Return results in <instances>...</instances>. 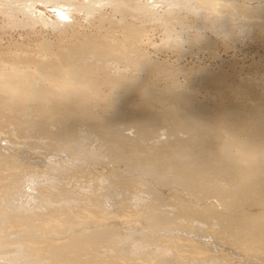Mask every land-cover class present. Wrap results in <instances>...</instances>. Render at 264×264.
<instances>
[{"label": "bare ground", "instance_id": "6f19581e", "mask_svg": "<svg viewBox=\"0 0 264 264\" xmlns=\"http://www.w3.org/2000/svg\"><path fill=\"white\" fill-rule=\"evenodd\" d=\"M100 1L102 0H89L86 3L78 0H9V3L7 2L9 11L3 7L8 15L5 14L7 20L0 19V110L7 111V113L12 111L9 117L14 116L16 119L18 114L20 116L24 114L22 111L29 110L33 122L29 121L35 124L34 127L38 129L36 132H39L35 138L34 154L31 155L34 156L30 158L33 159L30 175L41 177L37 180L31 178L30 181H35L37 186L32 184L28 187L36 189L37 194H40L42 186L51 190L49 192L59 189L66 196L61 199L62 201L75 200L78 203L93 204V206H102L104 203L102 208L98 206L87 208L85 206L87 209L80 213L76 212L77 214L74 215L66 216L67 213L64 211L66 224L69 220L71 221H69L70 226L65 225L68 232L79 233L78 235L83 241L85 238L82 236L93 229L100 231L104 227L110 228L112 224L115 226L114 223H109L110 221H118L122 224L124 220L126 221L128 218L131 220L133 217V219H140V222L146 223L151 208L165 207L166 202L179 193L178 197L184 201L196 199L200 205H215L214 211L226 217L225 228L232 229H228L227 232L231 230V234L235 233L236 237L244 241L241 242L245 243L243 246L249 248L244 251V254L247 253L246 255L257 259L260 254L259 248L263 249L264 247V208L256 211L248 209L243 213H240V210L239 213L237 211L234 213V211L243 205L250 209L251 207L264 206V9L258 10V14L250 15L246 19L247 28L242 39H236L240 30L235 36L236 32L233 34L234 31L231 32L229 28L230 30L226 31L231 33L223 34L228 38L222 37L228 41L223 42L224 40H219L218 36L213 39L205 32L206 30L203 31L204 28L201 25L200 27L197 25L198 22L193 25V22L197 20L193 21L194 18L191 20L190 17L185 18L187 15L183 17L184 24L180 23L179 29L169 27L167 23L161 21L162 14L154 15V11L147 9L144 0H136L132 4L126 0H106L107 17L101 7L98 8L95 5ZM16 2L23 5L11 6ZM37 2L54 8L52 21L45 18L46 12L42 15V12L41 14L36 11ZM223 3L224 6L229 4V2ZM251 3L248 4L250 7ZM212 4L214 3L212 2ZM217 4L221 5V3ZM72 6L73 8H71ZM205 7L207 6L203 8L209 9ZM219 8L216 10L218 14L222 11L221 7ZM75 11L84 12L83 15L89 16L88 23L82 24L84 22L78 20L81 17L77 15V19L74 15ZM135 13H137V18L134 16ZM197 15L201 16L197 17L199 21L201 18H207L208 12L203 10ZM176 16L179 17L177 14ZM68 18L71 20L67 21ZM186 20L193 21V24ZM209 21L206 22L209 23ZM202 22L200 23L202 24ZM8 24V29L11 28L10 31L12 28L13 30L16 28L15 24H19L17 27L20 29L22 27V30L25 27L26 30L20 32L18 38H14L2 29L7 28ZM207 25L209 26L210 23ZM194 30L199 33H192ZM215 32L219 34V37L222 35L219 30H215ZM196 36L197 39L193 40L192 38ZM250 45L254 47L255 57L252 56L251 49L247 48ZM250 53L253 58L245 60L244 57H248L247 54ZM31 115H28L29 118ZM11 118L7 117L10 121ZM16 119L14 118V120ZM14 120L12 118V123ZM121 120L129 121L128 124L126 123V127L117 126ZM26 122L22 124L24 125ZM19 124L20 122L16 125L19 126ZM14 126L13 128H15ZM65 128L68 129L67 132L75 130L88 134L89 140L91 139L95 144V149L92 148L93 154H96V159L102 157L104 161V165L99 170L100 173L97 170L96 172L92 170L97 169L98 166H94V162H90L91 159L89 162L86 161L89 153L88 157H85L86 155L83 153L79 156L66 157V151L62 149L59 161L51 158L54 153H44L45 149L48 152L50 148L49 142L53 141V138L59 134L58 132L61 134L65 131ZM126 129H132V134H126L124 132ZM162 135H166L164 139L160 138ZM108 146L107 154L105 152V155L101 154L103 152L100 153V151ZM22 156L24 155L22 154ZM42 158L44 160L48 158L47 166ZM10 159L12 158L10 157ZM132 159L140 160L141 163L149 159L174 170L171 171L174 172L171 179L176 185L174 184L175 186L172 188L158 183L155 187L151 185L156 183L153 180L151 184L149 182V184H145L149 180H144L145 183L141 182L140 179L143 180L144 175L141 173L142 169L137 168V165H128V168L136 169L137 175L133 174L132 178L136 176L135 178L139 181L137 183H135L136 179H130L129 174L128 177L123 176V172H128V170H123L126 169L125 166L121 165L123 172L120 171V173L123 175L113 174L110 171L114 168V164H122ZM40 161L43 162L42 165ZM11 163L14 166L15 163L12 161ZM26 163L23 164L27 166ZM87 163L92 167L89 166L91 168L88 167L89 169L86 170ZM96 164L98 163L96 162ZM22 166L21 168H23ZM11 169L14 170L13 167ZM16 172L12 171V174H16ZM77 172L78 175H76ZM91 172L95 174L92 181L89 179V177L92 178L91 176L87 178V174L89 175ZM2 173L0 171L1 175ZM52 173L58 174L59 177L53 176ZM73 176V179L70 178ZM116 176H118L117 181L114 182L116 178L114 181L113 178ZM210 179H216L219 187L210 189L208 187ZM132 181L135 185L130 187L133 186V188L129 187L124 191L117 192L120 186ZM39 182L43 183L41 187L38 186ZM72 185L79 187L72 189ZM207 189L209 190L207 191ZM123 195L125 196L123 197ZM36 197L32 196V198ZM42 198L45 202H54L45 195H42ZM125 198L129 199L128 201L136 208L129 211V214L122 213L120 210L122 208L120 202L123 201L120 200ZM144 200L148 203H145ZM142 202L148 204L143 209L138 207L139 204L142 206ZM64 207L66 208V205ZM80 208L78 207V210ZM52 209L58 210V208ZM123 211L125 210L123 209ZM166 212L168 211L164 210L162 214L166 215ZM151 214L154 215L153 212ZM50 220L52 219L50 218L47 222H52ZM128 223L127 226H129ZM55 224L63 223L59 224L55 221ZM132 225L135 228L138 226ZM55 227L56 230L60 228ZM190 230L185 232L188 234H186V239L191 245L190 242L195 237L189 239L192 237ZM62 231L57 232L62 233ZM60 234L58 233V235ZM63 235L62 237H65ZM78 235L75 234V236ZM75 236L73 235V237ZM179 237L181 239V235L174 239L177 240ZM233 238L232 236L230 239ZM57 239H52L53 241H49V243L46 242L50 250L53 249L51 254L53 258L47 260V257L43 262L41 259H44L39 257L40 260H38L41 261L39 264L42 262L51 264L50 261L54 262L53 264H76L78 262L76 260L79 259H71L73 255L71 250L74 247H71L73 248L70 249L71 253H68L69 248H66L69 245V240L71 239V242L73 238H68V243L64 239ZM186 239L182 240L187 241ZM239 239L238 241H241ZM214 240H217V236ZM228 240L226 241L229 242L230 240ZM86 241L89 242V240ZM234 241L232 244L235 246L232 244L230 246L239 245L237 240L236 243ZM25 242L27 240L23 243ZM74 242H71L73 246ZM184 243L187 242L182 244ZM46 245L45 248H47ZM186 246L188 247V245ZM167 250H170V247ZM38 253L40 255V250ZM15 256L17 255L15 254ZM259 256L264 258L261 254ZM23 257L22 259H24ZM91 257L80 256L79 258L85 261V264H153L151 261L146 262L147 258L145 259V257L129 260L121 257L112 259L109 256L107 259L97 260L98 262L88 260ZM93 257L96 259V256ZM190 258L192 259L191 256ZM246 259L248 260V258ZM246 259H244L245 262ZM162 260L164 261V259ZM259 260L264 259L260 258ZM189 261L191 262V260ZM160 263L162 264L161 260Z\"/></svg>", "mask_w": 264, "mask_h": 264}, {"label": "rangeland", "instance_id": "374dc122", "mask_svg": "<svg viewBox=\"0 0 264 264\" xmlns=\"http://www.w3.org/2000/svg\"><path fill=\"white\" fill-rule=\"evenodd\" d=\"M4 1H6V2H4ZM78 1L85 2V3L89 2V0H78ZM116 1H118V0H116ZM126 1H128V3H130V4H132L136 0H126ZM7 2L9 3V0H0V11L2 10L1 11L2 13L0 12V19H3L4 21L7 20L6 19L7 18L6 15H8L5 12L9 11V9H8L9 8V4ZM144 2H146V4H147L146 7H147V9H149V11H152V12L154 11V15H157V13L158 14H162V16H161L162 20L161 21L164 22V23H167V25H169V27L172 26V27H175V28L179 29L180 28V23L184 24V22H183L184 18L183 17H185L187 15V17H185V18L188 19L190 17L189 19L192 20V18H194L193 21L194 20L195 21L197 20V21L196 22L192 21L194 24L191 22V20H186V21H188V22L190 21L193 25H196V23L198 22L197 25L199 27L201 25V27L204 28V29L203 28H199L200 30L201 29H203V31L206 30L205 32L208 35H210L213 39H216V36H218V39L220 38L219 40H224L223 42H227L228 41V39L225 40L226 38H228V36L224 37L223 34H227V33L230 34L231 32L234 31L233 34L236 32L235 36H237L238 35V33H237L238 30H240L239 31V36L236 37V39H240V38L242 39V35L245 34V31H246V28H247L246 25H245V24H247L246 23V19L250 15H254L255 13L258 14V12L261 9H264V0H216V1L215 0H213V1L212 0H210V1L209 0H144ZM212 2L214 4H212ZM223 2H225V3L229 2V4H226L224 6ZM257 2H259V3H257ZM39 3L40 2L36 3V6H37V10L36 11L38 13L42 12L43 13V14L41 13L42 15H44V13L46 12L45 18L47 20H49V21H52L53 20L52 18L54 17V14H52L53 11H54V8L50 7L49 5H47V6L45 5L44 6L42 3H40V4ZM106 3H107L106 0H102L99 3H95L96 7L97 6H98V8L101 7V10L104 12L105 15H106V12L108 11V9H107L108 6H107ZM217 3H221V5H218ZM250 3L252 4L251 7L248 5ZM15 4L23 5L22 3H17V2L16 3H12V5L11 4L10 5L14 6ZM103 4L105 5V7H104ZM260 4H261V6H260ZM208 5H210V6H208ZM200 6L201 7L202 6L203 7L207 6L205 8H209V9H204L203 7L201 8ZM3 7L5 9L7 8L6 9L7 11L5 9H3ZM219 7H221L222 11H220L219 14H218L216 10H219L220 9ZM71 8H73V6ZM203 10H206L208 12V17L205 18V19L201 18L200 20H202V21L205 20V22H202V21L199 20L200 22H202V24H201L198 21V18L201 17V16H198L197 14L200 11L202 12ZM132 11H135V10L132 9ZM78 12L79 11L73 12L74 15H76V18L78 19V16L81 17V19L79 18L78 20L80 22H84V23H82L84 25L87 24L88 23L87 19L89 18V16L83 15L84 12H79V13ZM103 12H102V14H103ZM176 14L179 15V17H177ZM115 16L118 17L117 15H115ZM134 16L137 18L138 17L137 13H135ZM106 17H107V15H106ZM85 18H86V20H85ZM152 19L153 18L151 17V21H152ZM70 20H71L70 18L67 19V21H70ZM206 21H209V23H210L209 26L210 27L207 25L209 23H207ZM217 22H218V24H217ZM203 23H206V24H203ZM185 24H186V22H185ZM18 25L15 24L14 27H16V28L14 30L12 28V31H10L11 28L8 29L9 24H8L7 28L3 26L4 28H2V29H4V31H7L8 34H10L11 36H14V38H18L19 37V33L23 32L24 30H26L25 27L23 28V30H22V27L20 29V27H17ZM216 25H218V26H216ZM5 29H8V30H5ZM214 29L221 31L222 35L220 33L221 36L219 37V34H217V32H215ZM226 30H230L231 32L230 31L227 32ZM224 31H226V32H224ZM193 32L195 33L197 31L194 30V31H192V33ZM197 33H199V32H197ZM222 37H224L225 39H223ZM192 39L196 40L197 36L195 38H192ZM247 48H249V50L251 49L250 51L252 53V56L255 57L256 53L254 52L255 50H254L253 45H250V47L248 46ZM251 53L247 54L248 57L247 56L244 57L245 60H250V58L252 57ZM28 111L29 110L22 111V114H23V112H24V114L21 115V116H20V114H18L19 112L18 113L15 112V113L18 114L17 115L18 118L19 117L20 118H25V119L22 120L20 118L16 119V117H14V116L13 117L12 116L9 117V115L12 114V111H10L11 113L10 112L7 113V111L4 112V111L0 110V118H1L0 119V156H1L0 157V171H2L3 173H6V174H4L5 176L3 175V173H2L3 176L0 174V181H1V185H0V188H1L0 189V232H1L0 233V264H33V262H34V264L35 263L39 264V262H41V261L44 262L47 259V257H48L47 260H51L53 258L52 255H51L53 249L50 250L49 246H47L49 241H53L55 238H58L57 240L64 239L65 241H67V240L70 239V237L73 238L71 242L75 241L73 243L74 246L70 242V240H71L70 239L69 243H68V241H67V243L69 245H71V246L69 247V245H68L66 248L67 249L69 248L67 250L68 253L72 252L71 254H73L71 256V259H74V260L79 259V260H76V261H78L77 262L78 264L79 263L80 264H85V261H83V260H81L79 258L80 256H87V258H89L92 255L96 256V259L92 256L88 260H92V261L103 260L104 258L107 259L110 256V258H112V259L121 257V258L129 259V260L130 259H133V260L134 259H141V258L145 257V259L147 258L146 262L147 261H149V262L151 261V262H153V264H155V263L156 264L157 263L161 264L160 260H161L162 264H239V263L240 264H255V263L256 264H264V260H259L260 258L264 259V258L259 256L260 254H261V256H264V247H263V249L259 248V253L260 254L258 256L260 258L257 256V259H256V258H252L251 256L246 255L247 253L244 254V251L248 250L249 248L247 249V247L243 246V245H245V243H241V242H244V241H242L241 239L236 237L235 233H232L234 235L231 234L230 231L232 229L230 227L229 228L227 227V229L225 228L226 226H225L224 221H226L225 220L226 217H225V215L222 216L221 214L217 213V211H214L215 205H210V204L209 205H202V204L200 205L198 202H196V199H190V200H185L184 201L182 198L178 197L179 193L177 194V196H173L170 201L166 202L165 207H158V208H155V209L151 208L149 210L150 211V215L148 216L149 218L147 219L146 223L145 222H140L139 221L140 219L137 220L135 218L137 220L136 221L135 219H133V217H132V219L135 220V221H133L132 219L130 220V218H128L126 221L124 220V222L122 220V222H123L122 224L125 227L120 222L118 223V221L117 222H113V221L111 222L110 221L109 223H111V224L114 223L115 226H113V224H112V226L110 228H107V227L105 228L104 227V228L100 229L101 232L98 231V230L93 229L91 232L89 231V233H86L85 234L86 236L85 235L82 236V238L84 237L86 240H89V242L86 241L85 239L83 241V239H81V236L79 237V235H78L79 233H74L73 231H71L72 233H74V234H72V233L68 232V229L65 227V225L66 226L67 225L70 226V222L71 221L69 220L70 221L69 222L67 220L68 222L66 224V219H65L66 218L65 217L66 213H67L66 216L74 215V214L82 212L83 210H85V209H87V208H89L91 206L92 207H97L98 205H94L93 206V204L92 205L91 204L90 205L89 204H82V202L78 203L75 200L62 201L61 199L65 198L66 196L63 195L59 189H57L55 192H49L51 190H48V189H46V188H44L42 186V184H43L42 182L43 181L39 182L40 184L38 185L39 187L42 186L40 194H37V192H36L37 190L36 189H31L30 187H28L29 185H32V184L36 183L35 181H33V182L30 181L31 178H34L35 180H37V179H40V177H41V176L30 175V173H31V164H32V160H33V159L31 160L30 158H32L34 156V155L31 156V155L34 154V151H35V149H34L35 144L34 143L36 142L35 138H36V136H38L39 132L38 133L36 132V131H38V129H36V127H34L35 124L31 123V122H33L32 115H31L30 111H29V114H28L27 113ZM28 115L29 116L31 115V118H29ZM7 117H8V119L12 117L13 120H14V118L16 120H14V122L12 123V118H11V121H10V120L7 119ZM29 120L30 121L32 120V121L30 122ZM9 121H10V123H9ZM18 122H20L19 126L16 125V124H18ZM25 122H26V124L23 125L22 123H25ZM14 123H16L15 126H14ZM126 123L128 124L129 121L121 120L117 124V126L120 127V128L121 127H126ZM13 126L15 128H13ZM53 129H55V128L53 127ZM67 130L68 129L65 128L66 132L63 131V132H65V134H62L63 133L62 131H61L62 132L61 134H60V132H58L59 134L56 135L55 138H53V141L51 140L49 142V147L50 148H49L48 152L45 149L44 153L45 152L46 153L51 152V154L54 153V156L51 157V158L52 159L54 158L57 161H59L61 159L60 151L62 153L63 152L62 149H64L66 151V157H68V156L74 157L76 155L79 156V154L83 153L84 155H86L85 157L89 156L86 161L89 162V160L91 159L90 162L93 161L94 163L93 162L92 163L94 164V166L95 165L98 166V167H96L97 169H92V170H94L95 172H96V170L99 171L100 168H102L101 166L104 165L103 164L104 161H103L102 157L96 159V157H97L96 154L95 153L93 154L92 148L95 149V146H94L95 144L93 143V141L91 139L89 140L88 134L77 132L75 130L74 131L73 130L68 131V132H70V134H68ZM72 131L75 132V133H73ZM71 132H72V134H71ZM124 132L126 134H130L131 135L132 134V129L131 130L126 129V130H124ZM63 135L64 136L66 135V136L64 137ZM165 136L162 135L160 138L164 139ZM8 141H9V143H8ZM105 148L106 149H103V151H100V153L103 152L101 154L105 155L107 148H108L107 152L109 151V146L105 147ZM16 149H18V150H16ZM5 153H7V154H5ZM19 153H20V157L21 158L19 157ZM21 153L24 156H22ZM26 154H28V155H26ZM87 154H88V156H87ZM40 155L42 156L41 153H40ZM40 155H39V157H41ZM92 155H94L95 157L92 156ZM4 157H5V159H4ZM10 157L12 159H10ZM91 157H94V158H91ZM43 158H45V157H43ZM43 158H42V160H44ZM25 159H27V160L29 159L30 162L27 161V160L25 161ZM22 160L25 163L27 162L26 165L28 167L23 164L24 162ZM40 160H41V158H40ZM11 161L15 163L14 166H13V163H11ZM47 161H48V158H46L43 161V162H45L44 163L45 166L48 165ZM99 161H100L101 165H100ZM21 162H23V163H21ZM43 162H41V165H42ZM96 162L98 164H96ZM92 163H90V164H92ZM11 164H12V166H11ZM88 164L89 163H87V165H86L87 167H85L86 170L92 167L91 165H88ZM121 165L123 167L125 166L126 169H123L121 167ZM128 165H137V168H139V169L141 168L142 169L143 172H141V173L144 176L142 177L143 180L140 179V181L145 183L146 180H149V181H146L147 183H145V184H149V183L151 184L152 180H153V182H156L157 184L156 183H152L151 185H154L155 187H156V185H158V183L163 184L165 186L167 185V186L172 187V188L176 185L175 183H173L174 181L171 179V177H172V175L174 173V172L172 173L171 171H174V170L168 169V168H166V166L158 164V163H156L154 161H151L149 159H146L142 163H141L140 160L136 161V160H133V159L130 160V161L127 160V161L123 162L122 164L117 163V164H114V168L111 169L110 171H112L113 174L121 175L122 174V173H120L121 169H123L124 171L128 170V172L126 171L125 173L122 170L121 172H123V174H124V175L123 174L122 175L125 176V177H128V174H129V177L131 176L130 179H136L135 178L136 176L132 178V176H134L135 173L137 175L136 169L128 168ZM138 165H141V166H138ZM21 166L23 168H21ZM89 166H91V167H89ZM8 167L9 168L13 167L14 170L11 169V168L9 169ZM26 167L28 168L29 172H28V170L26 171V169H27ZM43 168L45 169L44 166H43ZM56 168H57V166H56ZM15 169H16L17 172L15 171ZM33 169L36 170L35 168H33ZM10 170H12L13 172H16V174H14V173L12 174V171H10ZM130 170H132V171H130ZM23 171H25V172H23ZM23 173H27V174H23ZM99 173H100V171H99ZM78 174L79 173L77 172L76 175H78ZM138 174H140V173H138ZM52 175L56 176V177H59V175L56 174V173L55 174L52 173ZM22 176H24V177L22 178ZM89 176H91L92 178H90ZM88 177L92 181V179L95 177V174H93L91 172V173H89V175L87 174V178ZM117 177L118 176L113 178V181L116 178V180L114 182L117 181ZM147 177L150 178V179H148ZM6 178H9V179L6 180ZM70 178L73 179L74 176L70 177ZM144 178H146V179H144ZM1 179L3 180V182H2ZM89 179H88V181H90ZM150 180H151V182H150ZM6 182H8V183H6ZM137 182H139V181L136 179L135 183H137ZM208 182L210 183V185L208 186L210 189L211 188H215V187H219L216 179H210V180H208ZM2 184L3 185L6 184L7 186L5 185V187H3ZM131 185H135L134 181H132L131 183H126V184L120 186L117 189V192L124 191V190L128 189ZM74 187L75 186L72 185V189ZM78 187L79 186H77L75 188H78ZM58 188H60V187H58ZM130 188H133V186L130 187ZM208 190L209 189H207V191ZM181 194H184V193L181 192ZM42 195H45V197H47L48 199H50L51 201H54V202H51V203L50 202H45L43 200V198H42ZM32 196H37V197L39 196V197L38 198L37 197L36 198H32ZM124 196L125 195H123V197ZM128 200L129 199H127V198L120 200V201L123 202V203L120 202V204H122V206H121L122 208L120 209V210H122V213L129 214V211H131L132 209H136L130 203V201H128ZM59 201H61V202H59ZM71 201H72V203H71ZM188 201H190V202H188ZM29 203H30V205H29ZM145 203H148V202L145 201ZM63 204H64V206L66 205V208L63 206ZM70 204H73L75 206L70 205ZM77 204H78V206H77ZM124 204H126L127 206L124 205ZM187 204H188V206L186 207ZM192 204H193V206H192ZM103 205H105V204L103 203ZM103 205L102 206H98V207L102 208ZM139 205L140 206H138V207L143 209L148 204H143V202H142V206H141V204H139ZM19 206H21V207H19ZM70 206H71V208H70ZM80 206H82L81 207L82 209L80 208ZM78 207L80 208L79 210H78ZM132 207H134V208H132ZM241 207L243 208V210H242ZM241 207L236 209L234 211V213L236 211H237V213H239V210H240V213H243V212H246L248 209L251 210V211H256L258 209L262 210L264 208V206H262L260 208L259 207H251V209H250L246 205H243ZM50 208L51 209L52 208H55V209L58 208V210L57 209L56 210L52 209L53 210L52 211ZM73 209H74V212H72ZM123 209L126 212L123 211ZM76 210H78L79 212L76 211ZM155 210H157V211L155 212ZM164 210L168 211V212H166V215L162 214V211H164ZM152 212H153L154 215L151 214ZM45 213L47 214V216H46ZM49 213H51V214H49ZM60 213H62V214H60ZM6 214H8V215H6ZM56 214H59V215H56ZM14 215H16V216H14ZM48 215H50V216H48ZM42 217H44V218H42ZM23 218H25V219H23ZM50 218L52 219L50 221H52V222L54 221L53 222L54 224L52 222H47V221H49ZM57 218H59V219H57ZM42 221L47 222L48 224L47 223L44 224V222H42ZM55 221H56V223L60 224V222H61L63 224L56 225ZM128 221H130L129 222L130 224L128 223ZM5 223H7V225H5ZM50 223H52L54 225V227ZM116 223H118V224H116ZM127 223L131 227H133L132 224H135V225H138V226L136 228L135 227L131 228V227L127 226ZM32 225H34V226H32ZM55 226H57V228L60 227V228H58L59 230L58 229L56 230ZM44 227H45V229H44ZM61 227H62V229H64V231H62ZM108 227H109V225H108ZM113 227H115V228L112 229ZM126 228H127V230H126ZM21 229H23V230H21ZM66 229H67V231H65ZM188 229L189 230L191 229L190 230V234L192 233V237L191 238L188 236L189 239H192L193 237H195V238H193V241L190 242L192 247L189 244L188 239H186L188 234L185 231L186 230L188 231ZM228 229H231V230H229V232H227ZM45 230L48 231V232H46ZM54 230H56V232H54ZM60 230L62 231V233L64 232L63 233L64 235L61 232H57V231H60ZM221 230H226V231H221ZM46 233H47L48 237L46 236ZM48 233H50V234H48ZM58 233L59 234L61 233L60 234L61 236L58 235ZM68 233L70 234V236H69ZM216 233H218V234H216ZM71 234H72V236H71ZM75 234H77L78 236H75ZM227 234L228 235L231 234L237 241H238V239L241 240V241H238V243H237L240 246L236 245V247H234L235 245L232 244V243H233V241L235 239L234 238L230 239V238H232V236L231 235L228 236ZM52 235H53V237H52ZM62 235L65 236V237H62ZM73 235L75 237H73ZM180 235H181V239H180V237H179V239H177L180 242L177 241L176 239H174L176 237L178 238V236H180ZM213 235H215V236H213ZM219 235H221V236L219 237ZM182 236H185V237L182 238ZM216 236H217V240L215 241L214 238H216ZM59 237H60V239H59ZM66 237H67V239H66ZM76 237H77V239H76ZM218 237H219V239H218ZM42 238H44V239H42ZM74 238H75V240H74ZM30 239L31 240L33 239L34 241L33 240L31 241ZM79 239H81L80 242H79ZM182 239L183 240L186 239L187 241H183ZM227 239H229L230 241L228 240L229 242H227L226 241ZM26 240H27V242L23 243ZM37 240L39 241L38 243H37ZM44 240H46V241H44ZM76 240H77V243H76ZM172 240H174V241L172 242ZM236 240L234 241V243H236ZM47 241H48V243H46ZM214 241L218 242L219 244L221 242L222 243L220 245H217L218 243H215ZM224 241H225L226 245H225ZM42 242H44L45 245L47 244L46 245L47 248L44 247L45 245ZM174 242L177 243V244H175ZM181 242L182 243L183 242H187V243H184V244L188 245V247L186 245L182 244ZM93 243H94V245H92ZM205 244H206V246H205ZM213 244H215L218 247L212 246ZM230 244H232L234 246H232V245L230 246ZM173 245H176V246H173ZM35 246H36V248H35ZM165 246L168 247V248H166ZM204 246H205V248H203ZM238 246H239V248H238ZM31 247H33V248H31ZM71 247H74V249L71 248ZM169 247H170V250H167V249H169ZM243 247L246 248V249H244ZM27 248H29V249H27ZM162 248H163V250H162ZM187 248L189 249V251H188ZM42 249H44L46 251V253ZM70 249H73L74 251L71 250V252H70ZM39 250H40V255L41 256L38 253ZM49 250H50V253H49ZM90 250H91V252H90ZM190 250H192V251H190ZM35 252L37 254H34ZM26 253H27V255H26ZM28 253L30 255L31 254L32 255L30 256ZM89 253H90V255H89ZM91 253H92V255H91ZM15 254L18 257L15 256ZM20 254L23 255V256H26L27 258L21 256ZM184 254L186 256H188L190 254V256L192 257L193 260L190 258V256L186 257ZM245 255H246V257H245ZM32 256H33V258H30ZM37 256H38V258H36ZM153 256H155V257H153ZM9 257H10V259H8ZM22 257L24 259L26 258V260L22 259ZM39 257L40 258L42 257L44 260L41 259V261H39L40 260ZM100 257H102V258L100 259ZM188 258H190V259H188ZM246 258H248L249 261ZM35 259H36V262H35ZM162 259H164V261ZM244 259H246L247 261L245 262ZM32 260H34V261H32ZM115 260H117V259H115ZM189 260H191V262ZM194 260L196 261V263H195ZM255 260H257V261H255ZM14 261H16V262H14ZM165 261H168V262H165ZM27 262H29V263H27ZM43 262L40 263V264H43ZM50 262H51V264L54 263V262L52 263V261H50Z\"/></svg>", "mask_w": 264, "mask_h": 264}]
</instances>
